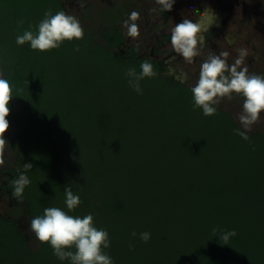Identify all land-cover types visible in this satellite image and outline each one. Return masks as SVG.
I'll list each match as a JSON object with an SVG mask.
<instances>
[{"label": "trees", "instance_id": "1", "mask_svg": "<svg viewBox=\"0 0 264 264\" xmlns=\"http://www.w3.org/2000/svg\"><path fill=\"white\" fill-rule=\"evenodd\" d=\"M49 9L53 14L65 12L62 0H0V67L13 86L14 97L7 119L10 123L8 148L15 154V161L5 164L1 178V190L9 197L13 214L0 211V264H63L48 244L41 243L33 250L15 216L17 213H28L32 217L42 215L46 207L67 211L65 186H70L81 199V204L69 214H92L94 223L98 221L97 228L109 233L110 247L105 252L113 264H157V261L178 264V259L181 264H238L241 257H248V261L241 264H264V224L247 228L243 220H239L241 224L230 222L232 212L242 214L264 207V178H249L255 161L228 158L229 148L233 149L232 155L237 156L234 153L236 147L259 141L264 143V133L248 132L251 142L243 140L234 132L237 128L244 131L243 127L228 111L219 107L215 115L207 117L202 110L196 109L200 123L194 126L189 120L187 122L188 107L194 103L191 87L165 76L168 69L159 60L133 48L120 52L127 37L112 24L102 29L103 42L97 41L96 35L82 26L85 30L82 40L64 41L58 49L42 53L32 50L28 43L18 46L16 37L26 30L35 31V26ZM107 10L120 12L112 20H117L123 12L120 6L104 11ZM105 12L101 15L109 23L112 20L106 18ZM21 20L22 25L19 24ZM77 46L79 51H76ZM144 60L153 64L157 75L140 81L142 94H138L127 87L125 73L131 67L139 72ZM186 100L190 102L185 103ZM160 108H164L163 113L157 111ZM176 113L185 116V120L181 119L182 125H187L179 134L178 127L181 126L177 127L174 122ZM158 114L161 116L157 117ZM149 116L152 117L150 122ZM163 116L168 117L161 126ZM168 122L172 123L165 130L164 125ZM160 126L161 131L174 130L176 139V143L160 153L163 162L158 170L162 176L167 174L163 189L167 190L166 195L175 194L173 199L177 200L174 203L178 202L179 193L182 194L188 208L186 213L190 212L191 216L187 225L184 216L177 220L184 226V235L191 238L185 252L179 255L177 243L181 235L178 234L176 243L172 240V227L176 225L163 228L149 218L151 209L145 201L148 188L137 191L142 188L135 186L134 195H131L121 180L116 183L113 179L111 184L103 182L111 178L109 175L118 173L124 167L123 163H128L144 185L141 179L146 183L153 175V170L148 173L146 163L151 160L152 137ZM205 132L219 139L207 136L203 140ZM194 139L210 146V156L215 162L200 163L211 165L205 167L208 171L205 177L198 176L196 181L193 179L185 184L188 179H178V166L174 167L178 162V141L190 144ZM115 145L136 152L124 153L121 157ZM87 152L93 157L90 159L95 160V164L92 163L98 170L89 172L92 167L89 164L83 168L86 172L83 175L81 165L88 161ZM200 157L204 156L200 154ZM232 159L240 160L245 167L241 176L246 174L247 178H239V182L230 187L218 178L222 173L232 175L236 166L227 163ZM24 163L33 165L26 173L31 183L25 188L22 202H18L11 195L10 183L23 171ZM215 171L219 172L216 177ZM180 172L185 174L184 169ZM93 175L101 181L97 185L88 183L90 179L87 178ZM137 180L133 178L129 186ZM260 187H263L261 193ZM236 194L246 195V202L242 203ZM250 194L252 197L249 198ZM251 201L255 205L244 209ZM255 206L257 210L253 209ZM240 217L244 219L245 213ZM123 223L129 225L128 231L123 227V232L142 226L148 228L144 231L149 232L151 242H155L153 250L144 244H139L136 251L117 247L112 235ZM217 226L223 231L236 232L227 245L219 240V232L213 234L212 229Z\"/></svg>", "mask_w": 264, "mask_h": 264}, {"label": "rangeland", "instance_id": "2", "mask_svg": "<svg viewBox=\"0 0 264 264\" xmlns=\"http://www.w3.org/2000/svg\"><path fill=\"white\" fill-rule=\"evenodd\" d=\"M62 1L64 3L65 12L77 17L83 27L96 35L97 41H104V33L102 29H106L112 24L127 37L126 43L119 49L120 52L125 53L129 48H133L142 55H148L155 60H159L163 62L168 69L164 73L165 76L171 77L176 81L181 80L190 87L194 85L196 79L198 78L200 63L207 57L209 52L218 54L221 51H227L229 53L228 63L231 64L238 57V50L245 49L247 51V56L245 57L243 66L248 68L249 73L264 75V0H174L171 11L160 10V6L156 3V0ZM117 6L122 7L123 12L117 20H112V18L119 16L120 12H117V10H107L105 12L104 10ZM133 11L138 12L140 17L137 21L139 24L140 35L137 38H131L127 36L126 29L123 27L124 21ZM101 12H105L106 18L111 19L112 21H109V23L106 22L105 18L101 15ZM183 19H189L193 22L202 23L207 29L203 33L206 43L202 50V55L196 57L194 63L192 64H187L182 57L174 52L171 46V29L176 25V23H180ZM127 87L132 89L130 86ZM189 102V100L185 101V103ZM242 103L243 99L234 95L231 101L225 99L218 107L228 111L240 124L238 115L242 111ZM163 110L164 108H160V110L157 109V111H160L161 113H163ZM157 111L154 110V112ZM176 112H178V110ZM196 113L197 115L199 114L198 111L193 110V104H190V107H188V115L186 117L187 122L189 120L194 126L200 123L196 117ZM172 115L174 114H170L169 116ZM160 116L161 115L158 114L157 117ZM167 117L168 116H163L161 126L162 123H165ZM151 118L152 117L149 116L147 117V120L150 122L152 121ZM183 118L185 120L184 115L180 116L177 115V113L174 116V122H176L177 127L181 126L178 127V134L183 132V127L187 126L186 124L182 125L181 119ZM170 123L172 122H168L164 125L166 127L165 130L170 128ZM161 126L160 130H155L153 137L150 135L153 141L152 149L154 148V150H152L153 152L150 153L151 160L146 164L148 167V173L150 170H153V175L147 179L146 183L143 181V178L141 179L144 185L140 183V178L133 174L135 172L133 171V168H129V165H127L128 163H123L124 167H121L118 173L112 174V176H115L116 178L109 175L108 177L111 178H106L104 179L106 182L104 180L103 182L106 184H111L113 179L116 183H119L121 180L126 184L125 187H128V193L131 195H134L133 188L135 186L142 188L141 190L137 191H144L145 188H148L145 201L151 209L149 212V218L151 220H156V226L159 225L163 228L166 226L172 227L176 225V227H172V229H174L172 232V240L176 243L178 240V234L181 235V238L177 243L179 255L185 252L184 249L189 246V240L191 238H189L186 234L184 235V229H182L184 226H182L180 222L178 223L177 220L178 217L182 218L184 216V224L187 225L191 216L190 212L186 213L188 208L183 203L184 199L182 194L179 193L178 202L174 203V201L177 200L173 199L175 194L170 193L166 195L167 190L163 189V183L167 174L162 176L158 170L160 167H162L161 163L163 162L160 159V153L165 152L167 146L176 143V139L174 130L170 132L165 130L161 131ZM205 128H207L206 125ZM250 132L264 133V113L261 114L260 121L252 126V130ZM8 135L9 132L7 131L5 133V139L7 142ZM207 136H212L213 139H219L209 132H205L202 139L205 140V137ZM196 140L194 139L193 141H190L192 142L190 144L180 143L178 141V162L174 163V167L178 166V179H182V181L183 179H188L184 182L185 184H189V182H191L193 179L196 181L198 176L205 177L204 174H207L208 172L205 167L209 168L211 165H200V163H203L204 161L215 162L214 158L210 156V146L206 144L205 141L197 143ZM225 148L226 147L222 149V152L225 150ZM115 149L118 150V155H121V157H123L124 153L130 154L136 152V150L133 149H129L130 152H128L126 149H122L120 145H115ZM232 150L233 149L230 148L228 149V152L230 153L228 158H247L248 161H255L254 165L251 167V170L253 169V173L249 178H264V143L259 141L256 144H243L240 147H236L234 153L236 152L237 156H233L234 154L232 155ZM89 154L90 153L88 152L85 154V157L88 158V161L84 165H81V173L83 175L86 174L83 168H86L89 164L92 166L90 169H88L89 172H94L93 169L95 168L98 170L97 166L93 165L92 163L93 161L95 164V160L90 159L93 157ZM200 154H202L204 157H200ZM14 155V152L10 151L7 144L5 146L3 155L4 164L0 165V211L5 213L11 212V214H13V209L10 205L11 203L8 195L1 190V178L3 176L2 172H4L5 164L15 161ZM86 158L83 161H85ZM229 161L230 160H228L227 163H233L234 166H236V168L232 169V175L222 173V176H220L218 180L227 182L231 187L232 185H235L239 182V178H247V176L246 174L241 176L240 172L245 167H242L240 160L232 159V162ZM183 169L186 175L180 172L183 171ZM129 171L131 173H129ZM215 172L217 174L214 177L219 174V172ZM85 177L87 178L88 176ZM96 178L97 176L95 175L91 176V178L88 177L87 179H90L88 183L91 184L94 182L97 185V182L100 183L101 181L97 180ZM133 178L138 180L134 184L130 183L129 186V182ZM262 190L263 187H260L259 192L261 193ZM250 196L251 194L249 195V198ZM238 198L243 203L246 202L245 200L247 196L239 194ZM252 201L244 209L250 207L251 205L254 206L255 204H253ZM253 209L257 210L258 208L255 206ZM77 211L78 210H76V212ZM244 213L245 217L243 219L240 216ZM242 214L232 212L230 222L235 221L240 222L241 224L242 221L239 220H243L245 223L244 225H246L247 228H252L255 226L257 227V225L261 226L264 224V207L259 208L258 211H244ZM15 217L19 223V229L27 238L30 247L33 250L37 249L41 243L36 239L35 234L30 230V221L33 217L28 213H17ZM173 217L175 219H173ZM125 224L126 223L121 224L120 228H116L115 232L113 231L114 235L112 236L114 237L117 247L125 246L126 248L130 249L129 244L131 243L134 245V248L131 250L136 251L138 250L139 244H144L148 245L150 251L153 250L155 246L154 241L151 242L149 239V241L145 243L139 238V234L145 232L144 230H148V228L142 226L133 230L130 229V232H123V227ZM193 225L194 224H191L190 226L193 227ZM95 226H99L98 221H96ZM125 228L126 231H128L129 225L127 224ZM178 230L180 233H178ZM132 232L137 233L135 238L131 236ZM188 232L193 234L191 231ZM247 261L248 257H241L238 264ZM62 262L63 264H69V261L67 260ZM157 264L165 263L157 261ZM178 264H181L179 259Z\"/></svg>", "mask_w": 264, "mask_h": 264}, {"label": "clouds", "instance_id": "3", "mask_svg": "<svg viewBox=\"0 0 264 264\" xmlns=\"http://www.w3.org/2000/svg\"><path fill=\"white\" fill-rule=\"evenodd\" d=\"M156 3L160 10L171 11L174 0H156ZM139 18V13L133 11L124 21L123 27L127 36L139 37ZM19 24L22 25L23 20ZM206 30L202 23L189 19H183L171 29V46L187 64L194 63L195 58L202 55L206 43L203 33ZM84 35L85 30L77 17L64 11L53 14L49 9L35 26V31H24L16 37L15 42L18 46L28 43L32 50L43 53L58 49L64 41L82 40ZM76 51H79L78 46ZM228 56L227 51L218 54L209 52L200 63L198 78L190 89L194 101L193 110L200 109L204 116H213L223 100L231 101L234 95L241 97L242 111L238 120L244 131L237 128L234 132L243 140L251 142L247 133L260 121L261 114L264 113V75L249 73L248 68L243 66L247 56L245 49L238 50V57L231 64L228 63ZM125 75L129 86L142 94L140 81L155 77L157 72L150 61L144 60L140 64L139 72L131 67ZM13 97V86L5 78L4 69L0 67V165L4 164L3 155L8 144L5 133L10 127L7 117L10 115L9 105ZM32 168L31 163H24L23 171L10 183L11 195L18 202H22L25 188L31 183L26 173ZM64 193L67 211L60 207L44 208L42 215L31 219V232L40 243L50 245L53 255L60 261L67 260L69 264H113L112 258L105 252L110 247L107 230L95 226L92 214L83 217L69 214L81 204V199L73 193L70 186H65ZM212 231L214 235L219 232V240L225 245L230 237L236 235L234 230L223 231L218 226ZM131 236L135 238L137 233L132 232ZM139 238L147 243L150 233L142 232ZM129 248L133 249L134 245L130 243Z\"/></svg>", "mask_w": 264, "mask_h": 264}, {"label": "flooded vegetation", "instance_id": "4", "mask_svg": "<svg viewBox=\"0 0 264 264\" xmlns=\"http://www.w3.org/2000/svg\"><path fill=\"white\" fill-rule=\"evenodd\" d=\"M165 65V64H164Z\"/></svg>", "mask_w": 264, "mask_h": 264}]
</instances>
